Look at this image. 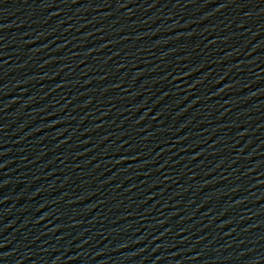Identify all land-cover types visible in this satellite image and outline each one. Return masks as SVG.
<instances>
[{
    "label": "water",
    "instance_id": "95a60500",
    "mask_svg": "<svg viewBox=\"0 0 264 264\" xmlns=\"http://www.w3.org/2000/svg\"><path fill=\"white\" fill-rule=\"evenodd\" d=\"M0 264H264V0H0Z\"/></svg>",
    "mask_w": 264,
    "mask_h": 264
}]
</instances>
